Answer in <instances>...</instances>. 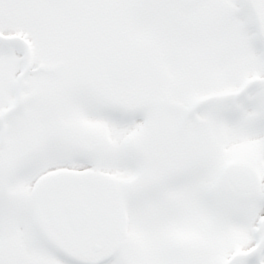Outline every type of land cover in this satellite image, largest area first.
I'll return each instance as SVG.
<instances>
[{
  "label": "snow or ice",
  "instance_id": "obj_1",
  "mask_svg": "<svg viewBox=\"0 0 264 264\" xmlns=\"http://www.w3.org/2000/svg\"><path fill=\"white\" fill-rule=\"evenodd\" d=\"M0 264H264V0H0Z\"/></svg>",
  "mask_w": 264,
  "mask_h": 264
}]
</instances>
